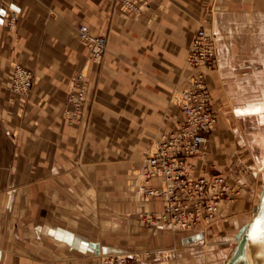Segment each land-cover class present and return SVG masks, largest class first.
Wrapping results in <instances>:
<instances>
[{
	"label": "crops",
	"instance_id": "0c3cea01",
	"mask_svg": "<svg viewBox=\"0 0 264 264\" xmlns=\"http://www.w3.org/2000/svg\"><path fill=\"white\" fill-rule=\"evenodd\" d=\"M119 1L0 0V264H98L101 252L124 250L116 241L137 211L164 207L133 181L149 145L182 120L170 96L197 70L185 56L202 17L217 33L206 76L214 105L261 119L254 142L264 138V53H249L264 47V0H149L135 16ZM81 23L108 34L100 61L86 62ZM17 63L34 74L23 98L9 86ZM82 70L85 101L73 114L69 81ZM219 125L216 135L227 128Z\"/></svg>",
	"mask_w": 264,
	"mask_h": 264
},
{
	"label": "rangeland",
	"instance_id": "374dc122",
	"mask_svg": "<svg viewBox=\"0 0 264 264\" xmlns=\"http://www.w3.org/2000/svg\"><path fill=\"white\" fill-rule=\"evenodd\" d=\"M144 1L145 2L142 1L141 3H139L137 0H122L119 2H123L122 6L126 7V9L129 8L130 11L134 12L135 16L149 8V0ZM243 3L247 4V1L231 0V4H237L241 8L245 7L242 5ZM239 6L235 8H240ZM12 11L15 13L13 24L9 21L10 16H8L9 12L11 13ZM211 18L212 17L210 16L209 18L207 16L206 18H200L199 26L197 29H199L200 27H206L208 30L214 31L215 35L217 36ZM6 19L7 27L9 29L14 28L16 26L17 19L16 10H9L6 14ZM82 24L86 23L79 24L78 32L79 27ZM91 30L94 31L92 28ZM94 32L96 34L105 35L107 37L108 45L107 33L97 31ZM79 41L86 48V62L88 64L100 61L107 50L106 45V49L101 54V56L92 57L89 54V47L82 42L80 33ZM188 50L185 56V65L187 67L193 68L189 66L186 61ZM249 53L251 54V57H254L252 58L253 60L256 58L257 60H259V55L261 53H264V47H252L249 49ZM252 63V66L255 67V72L259 74L263 68L262 63ZM16 65L24 67L27 70L31 71L33 77L34 74L32 69L25 67L19 63L13 65L10 74L9 86L13 93L20 95L23 98L29 93L33 85V78L32 85L29 88L28 92L24 95L19 94L18 91L15 90L13 85V73ZM216 65L217 61L213 67L206 68L207 74L208 72L212 71ZM190 78L187 84L189 83ZM69 82L71 89L68 91V102L71 106L70 110L73 112V114H77L79 111H81V105L85 101L86 72L82 70L74 73L71 76ZM82 84L85 86L84 99L80 103V106L77 108V110H74L72 107V100L70 95L72 93H77L79 90L78 86ZM182 88H174L170 96V103L178 106L180 109L181 107L178 104V93ZM76 89L77 91L75 92ZM213 106L216 109L217 118L209 131H202V133L208 137V145L205 151L197 156L198 159L196 163L198 164L199 170L202 172L205 171L204 173L207 172L209 174L224 175L227 179V182L231 185V195L229 198H226L222 201L220 211L211 220L201 221L195 224L190 229H172L166 224L158 222V219L154 218L152 221L147 220V216L145 213L151 211L161 212L165 208L166 203L164 207L159 210L148 209L137 211L136 217L138 220H136L135 224H133L134 227L132 225L131 228H128L130 231H128V233L125 232L124 238L116 241L118 244L123 245L124 250L114 249L112 251L101 252L97 256V261L99 264H101L100 256H102L103 254L114 253L125 255V257L127 258V264H225L237 243L235 239L237 231L252 219L255 213V208L260 201V196L264 185V149L262 151L258 139H260V135L261 133H263V126L259 125L262 120L259 118L257 120L255 116L237 118L231 111L221 107L218 108L214 105V103ZM66 117L69 116L67 115ZM217 121L218 124L215 127ZM220 121H225L227 123V128L225 130L224 128H221L222 130L220 132V135L217 134L219 136L217 137L216 132L218 131V128L220 126ZM257 132L261 133L257 134L255 143L254 134H256ZM209 133H212V140L209 136ZM163 135L164 134H162L161 137L155 139L149 145V148L147 149L145 154L146 158L154 152L156 146L158 145V142ZM212 147L213 149L216 148L217 153L221 155L217 160L211 159V153H213L211 151ZM191 160L193 161V157H191ZM145 161L146 160H144V163ZM142 167L140 168L139 172L136 173L133 183L139 195L141 194L142 196H148L145 193L141 192L139 187L140 183L143 181V176L140 174ZM152 198L163 200L165 202V200L161 198ZM160 235H163V239L160 237Z\"/></svg>",
	"mask_w": 264,
	"mask_h": 264
},
{
	"label": "built area",
	"instance_id": "2783aa9c",
	"mask_svg": "<svg viewBox=\"0 0 264 264\" xmlns=\"http://www.w3.org/2000/svg\"><path fill=\"white\" fill-rule=\"evenodd\" d=\"M8 16L13 24L15 13L9 12ZM79 33L82 42L89 47L90 56H101L106 49L107 37L96 34L87 24L79 27ZM217 55L215 32L206 27L197 29L186 60L197 70L178 93L182 121L176 129L162 136L154 152L145 159L140 172L143 176L139 185L141 192L164 199L166 203L161 212L145 213L147 220L158 219L172 229H190L201 221L211 220L220 211L222 201L231 195V185L224 175L204 173L199 170L196 161L191 160L207 148L208 137L202 131H209L217 118L206 82V68L216 64ZM32 78L31 71L15 66L13 85L19 94L28 92ZM78 87V92L70 95L74 110L84 99L85 86ZM154 178L159 179L157 185L152 183ZM100 257L101 264H127L125 255L119 253Z\"/></svg>",
	"mask_w": 264,
	"mask_h": 264
},
{
	"label": "water",
	"instance_id": "95a60500",
	"mask_svg": "<svg viewBox=\"0 0 264 264\" xmlns=\"http://www.w3.org/2000/svg\"><path fill=\"white\" fill-rule=\"evenodd\" d=\"M257 206L252 221L237 231L238 242L225 264H264V186Z\"/></svg>",
	"mask_w": 264,
	"mask_h": 264
},
{
	"label": "bare ground",
	"instance_id": "6f19581e",
	"mask_svg": "<svg viewBox=\"0 0 264 264\" xmlns=\"http://www.w3.org/2000/svg\"><path fill=\"white\" fill-rule=\"evenodd\" d=\"M260 140H261V142L263 141L264 142V138L263 137H261L260 138ZM264 186V185H263ZM257 211H258V206H256V208H255V213H254V215H253V217L255 216V214L257 213ZM253 217H252V219H253ZM252 219L247 223V225L252 221ZM237 242H238V240H236ZM130 250V249H129ZM135 252V251H134ZM96 258H98V257H96ZM99 264V263H98Z\"/></svg>",
	"mask_w": 264,
	"mask_h": 264
},
{
	"label": "snow or ice",
	"instance_id": "6c2138e0",
	"mask_svg": "<svg viewBox=\"0 0 264 264\" xmlns=\"http://www.w3.org/2000/svg\"><path fill=\"white\" fill-rule=\"evenodd\" d=\"M3 14V12H2V10H0V15H2Z\"/></svg>",
	"mask_w": 264,
	"mask_h": 264
}]
</instances>
